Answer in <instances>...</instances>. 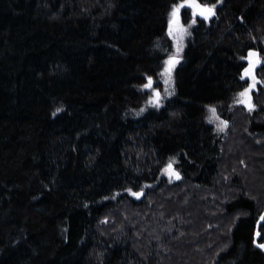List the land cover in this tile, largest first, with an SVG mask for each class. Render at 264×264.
<instances>
[{"label":"trees","instance_id":"1","mask_svg":"<svg viewBox=\"0 0 264 264\" xmlns=\"http://www.w3.org/2000/svg\"><path fill=\"white\" fill-rule=\"evenodd\" d=\"M183 2L0 0V264H264V0L180 10L166 97Z\"/></svg>","mask_w":264,"mask_h":264},{"label":"rangeland","instance_id":"2","mask_svg":"<svg viewBox=\"0 0 264 264\" xmlns=\"http://www.w3.org/2000/svg\"><path fill=\"white\" fill-rule=\"evenodd\" d=\"M183 3H185V2H183ZM184 8H189V7L187 6V4H185V6L180 8V10H183ZM190 9L192 10L193 14L195 13L194 17H198V16L202 17L201 15H199V12H198L197 9H195V10L192 9V8H190ZM172 20H173V18L171 16L170 32H171V34H172V36L174 38L173 40L175 42L176 51H175L174 55L171 56V58L172 57L176 58V55L178 56V53L180 54V52L183 50L184 41L186 40V38L189 35V27L188 26H184L182 24V22H181V20L179 18V15H178V18H177L176 22L173 23ZM253 53H255V52H253ZM255 54H256L255 56H252V57L249 58V62H248L247 68H249L250 62L254 64V68L252 69V74L255 77V80L257 81L256 82V86L254 88H251V90L248 93V96L240 97V94H239L237 96L236 100H235L236 105H241V106H244L246 108L254 107L253 95L255 93H258V90H259V87H260V80L258 79L256 72H257L258 67L263 64L264 60L260 59V57H259V55L257 53H255ZM257 60H259V63H256ZM175 65H174V67H175ZM167 67H168V65L166 64L165 69ZM174 67H172V69H171V80L170 81L168 80V75L165 73V69H164L163 74H162L163 75L162 82H163V85H164L163 89H164V94L166 95V97H170V94H171L172 89H173V69H174ZM244 79H246L247 82H248V86H247V88H248L249 85L253 83V80L250 77H244ZM166 81H168V82L166 83ZM149 89H151V93H152V96H153L152 98L154 99L153 101H155L157 99L159 100L158 97L157 98L155 97V92H157V91L155 89H153L152 86ZM244 91H242V92H244ZM241 100H244L245 103H241L240 102ZM212 122L215 125L216 130H217L218 133L222 134V133L225 132V130L227 128V122L225 120H223L222 118H219L216 115V113H215V115L212 114ZM166 169H168V168H166ZM166 169H165V174H166V176L168 178H170V179L176 178V175L174 174L176 172H175V168H174L173 164H172V169H170L168 171H166ZM134 194H136V193L135 192H129V195L131 197L136 198L137 194L136 195H134Z\"/></svg>","mask_w":264,"mask_h":264},{"label":"snow or ice","instance_id":"3","mask_svg":"<svg viewBox=\"0 0 264 264\" xmlns=\"http://www.w3.org/2000/svg\"><path fill=\"white\" fill-rule=\"evenodd\" d=\"M185 4H187V6L189 8H192V9H196V8H200V12H199V15H201L204 19H208L210 16H213L215 15V5H213L212 7H207V6H204L201 8V6L196 3V0H185V3H181L178 7L177 6H174L173 7V11L171 13V16L173 18L172 22H176L177 18H178V13L180 11V8L184 7ZM195 14V13H194ZM193 23H195V21H193ZM256 54L255 53H249V56L252 57V56H255ZM179 61L175 58V57H172L170 58L166 64L168 65V67L165 69V73L168 75V80L170 81L171 80V69L172 67H174V65L176 63H178ZM256 63H259V60L256 61ZM254 68V64L250 62L249 64V68H246L245 71H244V75L241 77V79H244V77H250L252 80H253V83L249 85L248 88L245 89L244 92L240 93V97H246L248 96V93L249 91L251 90V88H254L256 86V80H255V77L253 76L252 74V69ZM262 72H264V69H262ZM168 81H166L167 83ZM152 86V80L151 78H149L148 80V83L145 85L146 88H150ZM159 92H155V96L156 97H159ZM241 103H245L244 100H241L240 101ZM153 103L155 105H158L159 104V100H155L153 101ZM210 111L213 113V115H215V112L216 110L215 109H210ZM172 169V164L170 163L169 166H168V169H166V171ZM177 177V179H179V174L178 173H174ZM136 195V194H134ZM262 220H264V217H261ZM259 235V233H257V236ZM258 247H261L262 249H264V243L262 244H258L257 245Z\"/></svg>","mask_w":264,"mask_h":264},{"label":"water","instance_id":"4","mask_svg":"<svg viewBox=\"0 0 264 264\" xmlns=\"http://www.w3.org/2000/svg\"><path fill=\"white\" fill-rule=\"evenodd\" d=\"M202 8V7H201ZM198 10V12H200V8H196ZM261 217H264V213L262 214ZM263 222V220L260 218L259 222L257 223V227H256V233H255V245L257 246L259 243H258V240H259V237H260V233H259V227L261 225V223ZM257 233H259V235L257 236ZM258 247V246H257ZM263 252H264V249H262L261 247H259Z\"/></svg>","mask_w":264,"mask_h":264}]
</instances>
